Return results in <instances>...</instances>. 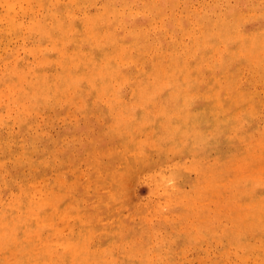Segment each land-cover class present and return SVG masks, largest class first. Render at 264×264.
Segmentation results:
<instances>
[{
    "label": "bare ground",
    "instance_id": "obj_1",
    "mask_svg": "<svg viewBox=\"0 0 264 264\" xmlns=\"http://www.w3.org/2000/svg\"><path fill=\"white\" fill-rule=\"evenodd\" d=\"M196 1L199 10L193 7ZM256 4L255 9L246 5L249 19L240 24L245 30L239 32L236 22H242L237 21L242 10L230 6L223 11L204 0H0V264H85L83 239L62 238L60 259L51 254L54 250L48 249L44 237L55 228L51 219H78L85 209L100 223L103 217H112V232L101 235L106 245L116 244L126 227L139 226L132 217L123 218L117 207L124 202L123 181L136 170V163L144 165L145 141H133L131 135L132 142L123 140L118 150L106 149L104 142L101 148L97 143L87 148L88 155L84 152L81 157L86 163L92 155H105L107 161L101 166L94 158L91 194L85 202H74L71 192L85 193L88 178L70 179L64 188L60 174L47 193L44 145H37L43 143L44 134L34 120L42 109L77 100L86 92L98 100L117 99L128 83L133 98L136 91L148 99L155 93L171 95L180 115L169 123L168 131V137L176 135L171 140L176 150L200 151L204 162L213 154L218 163L214 172L204 171V190H198L204 193V215L208 216L206 203H225V216L232 221L225 236L239 252L237 264H264V144L251 139L260 100L250 92L242 71L255 60H264V0ZM178 5L187 12L179 21L174 17ZM91 7L95 9L90 11ZM128 11L136 13L132 20L127 19ZM167 11L172 15L164 23ZM118 28L125 35L120 37ZM167 31L172 34L168 43ZM228 32L234 35L221 37ZM220 44L226 50L219 57ZM30 57L37 63L31 65ZM147 57L152 63L145 65ZM204 59L215 61L209 76L204 73ZM237 99L251 106L241 118L233 112ZM246 122L249 127L243 129ZM12 124L18 128L16 141L10 137ZM25 164L30 166L29 175H24ZM180 166L172 165L170 176L158 180L169 196H183L187 168ZM95 198L101 201L98 206ZM187 204L180 201L176 207L186 212ZM101 226L84 224L90 233H98L94 230ZM212 239L221 237L207 224L204 243ZM229 252H224L222 264ZM133 263L150 264L148 259Z\"/></svg>",
    "mask_w": 264,
    "mask_h": 264
},
{
    "label": "rangeland",
    "instance_id": "obj_2",
    "mask_svg": "<svg viewBox=\"0 0 264 264\" xmlns=\"http://www.w3.org/2000/svg\"><path fill=\"white\" fill-rule=\"evenodd\" d=\"M204 1L206 5H216L223 11L230 6L236 11L242 10L244 15H240V19L237 20L242 22H236V25L239 32H243L245 29L240 24L249 19L246 5L251 6L253 4L252 7L255 9L258 0H246L247 2L245 0ZM100 5L98 4V6ZM193 7L195 10L201 9L200 2H194ZM94 9L91 7L90 11ZM169 14L171 13L167 11L164 23L170 19ZM135 15L136 13L131 15L128 11L127 19L132 20ZM186 15L187 12L183 6L178 5L174 12L175 19L179 21ZM118 32L120 37L125 35L122 28H118ZM178 34L181 35L180 31ZM230 35L234 34L231 32L221 33L222 38L230 37ZM164 36L166 43H168L172 34L167 31ZM257 36L260 37V34ZM188 41L186 38V42ZM167 48L169 47L166 46ZM223 50H226V47L220 44L217 54L219 57ZM202 55L203 53L200 52V56H196L197 60L199 57L201 60ZM29 62L31 65L37 63L34 57H30ZM202 62L207 63V65H203V68L205 75L209 76V71L215 67V61L204 59ZM144 63L145 65L151 64L152 60L147 57L144 59ZM250 65L249 69L242 70L243 75L247 78L246 82L250 83V92L256 94L260 100L259 110L258 106L255 108L258 113V118L254 120L257 122V128L251 139L253 141L259 139L264 144V79L261 80L260 77L264 60H255ZM130 89L131 84H125L123 96L117 97V99L112 97V99L102 98L98 100L94 99L90 92H86L77 100L59 101L52 108L47 107L42 109L39 114L34 115L35 123L43 130L44 134L43 143L39 141L37 145L40 147L44 145L46 171L44 184L47 193L50 192L52 179L57 180L60 174L64 188H67L66 184L69 183L70 179L75 178V181H80L79 179L88 178L87 185L89 187H86L88 190L85 189V193L71 192L74 196L71 200L74 202L76 200H84L82 202H85L86 196L91 194V185H93L91 181L95 167L93 162L97 160L96 163L102 166L107 161L105 155H96V157L92 155L91 162L86 163L81 157L84 152L88 155L87 148L95 143L101 148V144L104 142L106 149L111 147L110 149L118 150V148L123 147V140L132 142L129 139L132 136H134L133 141L146 142L143 143L142 148L144 150L141 151L144 155L143 159H145L144 165H142V161L136 163V170L130 175L131 177L129 176L123 181L120 198L124 202L117 207L123 218L130 220L132 217L131 220L139 225L138 229L126 227L124 232L118 234L120 238L116 244L106 245L103 238L101 239V235L112 232L114 226L112 217H103L100 223L98 218L96 220L94 217L95 215L87 213L85 209L82 212L83 215L78 219L61 217V219L50 220L53 223L52 227L55 226V228L45 232L44 237L49 242L48 249L54 250L51 251V254L55 258H64V255H59L64 251L62 238L71 239L72 242L73 239L81 238L83 239V250L86 253L85 264H134L133 261H141L142 259H148L150 264H222L220 260L223 258L226 249L230 250L226 264H237L239 252L235 251L233 244L229 243L225 236L227 234L225 227H232V221L225 216V203L223 205H217L213 201L206 203L208 216H205L204 193L199 194L198 192L202 188L204 190V171L208 170L212 173L217 169L218 163L215 162L214 155L212 154L204 162V154L200 151H195L199 152L197 154L184 149L181 152L176 150L171 141L176 135L168 137L170 135L168 131L172 129L169 123L179 119L177 117L180 115L173 107L175 103L171 95L155 93L152 98L148 99L136 91L137 95L133 98V95L128 94ZM186 104L192 105L191 102ZM234 108L236 110L233 112L239 118L251 112V106L241 100ZM190 110L192 111V108ZM0 111H2L1 107ZM12 111L11 115L13 116L16 110L13 109ZM157 123L160 124L159 127H157ZM248 127L247 122L242 126L243 129ZM10 129L13 133L10 137L16 141L18 138L17 125L12 124ZM132 131H134L133 134ZM109 135L112 138H109ZM117 143L121 144L117 145ZM180 146L184 145L181 144ZM106 149L102 150L105 151ZM66 154L69 158L66 157ZM31 160L34 162L35 156L31 155ZM140 164L142 166H139ZM177 164H182L180 168L184 166L187 168L184 169L183 196L180 197L176 194L169 196V192L158 183L160 176H170L171 166H177ZM30 166L24 165V175L31 173ZM72 167H76L77 170L75 171ZM180 201L186 203L189 201L187 205L190 208L186 212L176 207ZM100 202L99 198H95L94 205L98 206ZM72 205L76 206L74 203ZM141 212H144L143 216L140 214ZM88 222H94L97 226L102 224L101 227L94 230L100 231L90 233L91 229L84 227V224ZM207 224H210L211 228L216 231L217 238L221 237L219 241L212 239L208 243H204V227ZM49 226L51 227V224ZM105 228L107 231L104 230ZM55 253L58 255L56 256Z\"/></svg>",
    "mask_w": 264,
    "mask_h": 264
}]
</instances>
